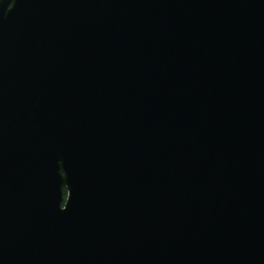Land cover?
Here are the masks:
<instances>
[{
    "label": "water",
    "instance_id": "water-1",
    "mask_svg": "<svg viewBox=\"0 0 264 264\" xmlns=\"http://www.w3.org/2000/svg\"><path fill=\"white\" fill-rule=\"evenodd\" d=\"M0 264H264V0H0Z\"/></svg>",
    "mask_w": 264,
    "mask_h": 264
}]
</instances>
